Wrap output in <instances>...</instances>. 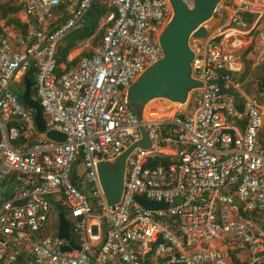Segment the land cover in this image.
Returning a JSON list of instances; mask_svg holds the SVG:
<instances>
[{
    "label": "built area",
    "instance_id": "2783aa9c",
    "mask_svg": "<svg viewBox=\"0 0 264 264\" xmlns=\"http://www.w3.org/2000/svg\"><path fill=\"white\" fill-rule=\"evenodd\" d=\"M94 2L108 9L102 36L90 55L57 75L58 43L81 27ZM225 2L232 8L231 26L247 27V14L254 16V27L260 25L253 60L254 66L264 64V0ZM13 3L23 11L26 28L22 34L0 31V261L233 264L232 256L245 252L242 264H264V101L251 96L238 108L215 83L221 80L243 95L240 55L213 37L191 39V75L201 83L194 90L199 99L191 101L190 94L186 105L153 100L182 108L165 119H147L143 111L138 120L127 90L163 57L158 37L173 15L169 0ZM231 45L237 49L241 43L235 39ZM31 66L43 133L36 129L34 111L11 88ZM141 129L149 147L137 146L127 156L119 200L108 206L98 165L142 140ZM50 130L66 140L47 139ZM166 147L174 150L173 157L157 159ZM78 161L84 167L79 176ZM135 196L167 206L146 210ZM54 197L61 198L72 219L71 240L79 249L62 252L64 239L42 234L49 216L53 230L58 225ZM20 257L32 262L20 263Z\"/></svg>",
    "mask_w": 264,
    "mask_h": 264
},
{
    "label": "water",
    "instance_id": "95a60500",
    "mask_svg": "<svg viewBox=\"0 0 264 264\" xmlns=\"http://www.w3.org/2000/svg\"><path fill=\"white\" fill-rule=\"evenodd\" d=\"M223 0H169L173 15L159 34L158 41L163 57L147 67L142 74L130 85L127 90V101L140 120L146 105L153 100L163 99L172 103L186 105L190 94L201 88V83L191 75V61L193 51L190 47L191 39H205L208 36V25L214 21V14ZM259 72L253 73L243 89V95L224 86L221 80H216L219 93L233 96L238 103L251 96H258L257 78ZM24 90L21 94L23 105L34 111V124L37 131H45V120L40 103L32 98L31 83L25 75L22 80ZM142 140L131 145L123 151L115 161L112 177H107L105 165H98V175L107 197V205L118 202L123 181L124 164L127 156L137 146L149 147L146 133L141 129ZM45 137L54 142H64L66 136L57 131H46ZM9 189V191H11ZM134 200L146 210H157L166 207L164 203L146 200L135 196ZM57 210V236L64 239L67 244L62 246V252L79 249L71 240L70 223L65 217L62 201L55 203Z\"/></svg>",
    "mask_w": 264,
    "mask_h": 264
},
{
    "label": "crops",
    "instance_id": "0c3cea01",
    "mask_svg": "<svg viewBox=\"0 0 264 264\" xmlns=\"http://www.w3.org/2000/svg\"><path fill=\"white\" fill-rule=\"evenodd\" d=\"M225 1L222 3L220 8L216 10L214 14V21L208 25V37L209 38L213 37L214 42L219 44L223 49L228 50V51H235L238 55H240L244 67L248 63L253 73L259 72V74H261V70L260 69L255 70V68L258 69L263 64L254 66V60H253V44L255 42L256 33L260 29V25H257L256 27H254V22H253L254 16L252 14H247L246 15L247 20H248L247 27L243 29H239V28H235L231 26L229 21L232 15V8L229 5H227ZM2 2L4 3L0 4V31L6 32L7 30H13L16 33L22 34L26 28V25L24 24V21H23L24 19L23 11L14 5L13 0H8L7 3L5 2V0H2ZM10 8H12L13 11L9 12L8 10ZM2 13H8V14H5V17L2 18L1 16ZM262 23H264V18L262 19ZM225 30H228L230 32L226 36L223 34ZM235 39H237L241 43L240 47L237 49L231 45V42ZM12 44L14 45L15 43L12 42ZM92 46H93V43H90L87 41L83 42L79 48L73 50L74 52H76V56L74 57L72 56L71 53L73 51L70 53L69 60L71 61L75 57H78L79 55H81V53L83 52L91 53ZM250 56H252V60ZM58 66L61 69V71H64L66 69V66L63 63L59 64ZM239 83L241 84L242 82L239 81ZM244 86L245 85L242 83V90L244 89ZM261 101H264V100L262 99ZM262 136H264V131L262 133ZM159 153H160L159 155L160 158H163V156L173 157L174 150L172 148L166 147V148H162ZM115 161L116 159L103 163L105 165V173L108 178L112 177L114 173ZM124 172H125V164H124ZM124 172H123V180H124ZM122 186H123V181H122ZM1 198L3 199L4 197L0 196V200H2ZM105 198H106V204H107L106 195H105ZM52 200H54L55 203L62 201L60 197H54L52 198ZM53 226H54V221H53ZM54 230H57V227ZM55 233H57V231H55ZM211 246H215L219 249L225 248V245L223 242H213ZM246 256L247 255L245 254V252H239V253L234 254L232 256L233 264H242L246 260ZM25 261L32 262V259L30 257H26V258L20 257L19 258L20 263H23ZM0 264H5V263L0 261Z\"/></svg>",
    "mask_w": 264,
    "mask_h": 264
},
{
    "label": "trees",
    "instance_id": "16d2710c",
    "mask_svg": "<svg viewBox=\"0 0 264 264\" xmlns=\"http://www.w3.org/2000/svg\"><path fill=\"white\" fill-rule=\"evenodd\" d=\"M8 0H5L7 3ZM65 1V0H63ZM2 0H0V4H3ZM63 9V5L60 6L57 10ZM13 11L12 8L8 10ZM5 14L8 13H2V18L5 17ZM108 14V9L102 2H94L84 15L82 21H81V27L78 29L70 32L67 36H65L57 45L56 48V54H55V60L57 64V68L55 70L57 75H60L63 71L59 68V64L63 63L66 66V69L71 67L79 58L82 56L90 55L91 53L83 52L78 57H75L71 61L69 60L70 53L79 48L83 42L91 39L92 37L94 39L92 40V43L95 44V42L100 38L95 37L96 30H100V24H104V20ZM59 24H61V21H59ZM106 25V24H104ZM102 35V33H101ZM65 69V70H66ZM261 70V75L258 79V95H264V64L260 68H255V70ZM253 74V71L250 69L249 64L244 67L243 72L239 76V81H241L244 85L249 81L251 78V75ZM27 77L31 83V95L32 98L39 101L36 97L35 90H36V70L33 66H31L27 71ZM245 81V82H244ZM232 89V87H230ZM233 90V89H232ZM20 102L21 98H18ZM243 105L242 103H237V107L241 108ZM157 159L160 157H156ZM79 164V161L77 165ZM73 183L76 185L77 183L73 181ZM66 214V212H65ZM70 233H71V239L75 241V235L73 234L71 224H70Z\"/></svg>",
    "mask_w": 264,
    "mask_h": 264
},
{
    "label": "rangeland",
    "instance_id": "374dc122",
    "mask_svg": "<svg viewBox=\"0 0 264 264\" xmlns=\"http://www.w3.org/2000/svg\"><path fill=\"white\" fill-rule=\"evenodd\" d=\"M246 20H247V17H246ZM247 21H248V20H247ZM99 27H100V30H99V29L96 30L95 35H94V36L97 37V38H99V37L102 36L101 33L103 34L106 25H104V24L101 25V24H100ZM91 39H94V38L92 37ZM91 39L87 40V42L92 43V40H91ZM71 54H72L73 57L76 56V52H74V51H73ZM250 58H251V60H252V56H250ZM249 60H250V59H249ZM260 75H261V74H259V76H258V78H257V81H258ZM249 80H251V78H250ZM14 84H15V86L12 85L11 88L13 89V91L15 92V94L17 95V97L19 98V97H21V94L23 93V90H24L23 83H22V81L20 80V81H18V82H16V83L14 82ZM257 89H258V87H257ZM260 98H261V100H262V99L264 100V95H260V96H259V99H260ZM195 99L198 100V99H199V95H198V92L193 91V92H191V101H194ZM76 172H77V175H78V176L81 175V174L84 172V167H83L82 164H78V165H77ZM66 218H67V220H70V222L72 221L71 217L69 216V214H68L67 212H66ZM57 227H58V225H57ZM52 231H53V232H52ZM55 231H57V230H53V217H52V216H49V218H48V220H47V222H46L45 229L42 231V234H43V235H48V234H50L51 232H52V233H55Z\"/></svg>",
    "mask_w": 264,
    "mask_h": 264
},
{
    "label": "bare ground",
    "instance_id": "6f19581e",
    "mask_svg": "<svg viewBox=\"0 0 264 264\" xmlns=\"http://www.w3.org/2000/svg\"><path fill=\"white\" fill-rule=\"evenodd\" d=\"M159 104V107H163V108H159V109H163V110H157L158 112H154L156 111V109H154L155 107H157V105ZM177 108H182L177 104H169L166 101H161L157 104H155V101L150 102L145 110H144V117L147 119H165L169 116H171V114L173 113L174 110H176ZM165 109H170V112H166Z\"/></svg>",
    "mask_w": 264,
    "mask_h": 264
}]
</instances>
